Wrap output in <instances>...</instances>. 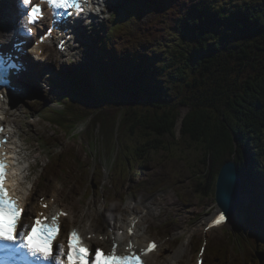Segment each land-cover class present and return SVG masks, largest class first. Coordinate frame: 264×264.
<instances>
[{
  "label": "trees",
  "instance_id": "trees-1",
  "mask_svg": "<svg viewBox=\"0 0 264 264\" xmlns=\"http://www.w3.org/2000/svg\"><path fill=\"white\" fill-rule=\"evenodd\" d=\"M196 5L194 16L186 18L184 26L173 25V34L167 33L176 46L165 50V45L151 55L130 54L119 76L110 81L121 84V98H132L123 104L128 110L119 114V108L111 112L90 105L85 97L93 89L77 94L74 101L60 97L67 110L84 116L86 108L98 109L96 122L104 133L113 135L116 124L122 123V135L138 133L148 146L165 148L179 145L175 142L178 107L190 100L195 104L184 119L182 139L218 159L236 150L239 160L245 158L251 138L264 131V0ZM74 86L78 93L79 87ZM189 91L193 95L184 100ZM173 97L181 103L172 106ZM134 107L149 114L138 117L140 110Z\"/></svg>",
  "mask_w": 264,
  "mask_h": 264
},
{
  "label": "snow or ice",
  "instance_id": "snow-or-ice-1",
  "mask_svg": "<svg viewBox=\"0 0 264 264\" xmlns=\"http://www.w3.org/2000/svg\"><path fill=\"white\" fill-rule=\"evenodd\" d=\"M25 8L22 28L29 36L32 25H37L42 19L41 5L47 4L53 9L54 20L57 16H78L85 12L88 0H40L33 4L32 0H21ZM57 9L64 10L57 12ZM72 9L73 11H69ZM52 29L47 30L50 36ZM47 36L42 35L37 43H43ZM62 47V45H61ZM20 66L14 57L4 52L0 45V85H8L10 76H18ZM2 131V129H0ZM6 163L0 159V264H144L142 256L156 249V244L150 243L147 249L137 253L131 240L127 244L126 253H118L117 242L112 240L111 251L105 252L98 247H90L84 243V238L75 228L68 233L67 245L57 242L61 228L59 216L67 215L60 212L49 217L39 213L35 217L25 216V209L19 204V197L9 195L5 187ZM221 195L225 203L232 207L238 215L248 211L244 194L240 188L238 177L231 166L224 169L221 184ZM47 207V205H42ZM23 219H32L33 222L23 223ZM228 216L225 211H219L208 224L207 228L224 225ZM207 228L205 229L207 231ZM134 226L128 229L131 236ZM106 237H101L105 239ZM204 249L201 248V256Z\"/></svg>",
  "mask_w": 264,
  "mask_h": 264
},
{
  "label": "rangeland",
  "instance_id": "rangeland-1",
  "mask_svg": "<svg viewBox=\"0 0 264 264\" xmlns=\"http://www.w3.org/2000/svg\"><path fill=\"white\" fill-rule=\"evenodd\" d=\"M155 16L156 14H150L142 18L141 22L143 25H142L140 32H141V35H143V37L148 36L149 25L152 23L151 19ZM143 28H148V29L146 31V29L144 30ZM101 33H103V30L101 27L99 28V31L93 32L96 40L100 38L99 34ZM142 48H143L142 44H140L138 47L137 46L135 47V49H138V50H141ZM187 95L190 96V95H193V93L189 91ZM41 110L42 108L38 106V109L33 114L34 119L31 121H25V125H24L25 127L24 134L32 142V144L28 147V150L31 152L32 161L34 162L35 160H38V161L47 163L51 155L48 149L54 148V145L58 143L60 144V146L65 147L66 150H68L69 153H71V155L80 159L82 163H86L85 168L87 169L89 165L93 162L92 156L89 154V151L86 149L87 139L83 138V139H80L79 141L75 139L71 140L69 139V136H67L62 130L56 129L55 127H52L48 123L41 122L40 118L38 117V112ZM180 111L182 113H187L188 108L181 107ZM85 130H87V128H85ZM44 141L48 142L47 146L44 145ZM169 141H171V139H169ZM183 146L185 147L187 154L190 155L192 159H194V156L199 153V150H201V148L199 150H196L197 146L191 147L190 145H187L185 143H183ZM57 149H60V148H57ZM207 160H210V158ZM173 163L176 165L180 164L181 170L175 167H172V163L171 164L170 163H165V164L155 163L153 166H150L148 171L154 177H162L166 181L167 184H169L170 182L171 174L173 172H178L177 174L173 175L174 181L176 182V184L181 185V187L185 189V191L188 193L186 194V198L192 202L191 207L189 206L190 209L187 214L188 217L183 218V221H187V222H184L183 224L187 227H191L193 224L197 223L196 225L200 227V230L194 235H192L193 239L194 240H197V239L209 240L208 249H209L210 256L212 254H215L214 253L215 250L217 251V254L223 253L224 251H226V253L227 252L234 253L233 252L234 248L232 247H228L225 245H221L220 247H215L217 246V240L215 239L214 236L210 235V233L205 232L204 229H205L206 223L203 225L201 224L202 218L204 216L210 215L207 213L212 212V211L214 213L215 211L218 210L217 204L214 200L213 192H211V195L206 199L207 205L204 206V201L194 198L192 194V189L190 187L192 175L190 173L189 165L182 167V163L180 160H173ZM205 165H206L205 171L207 173H212V171L218 168V162H216V166L213 169H208L207 163H205ZM74 166L76 168V171L72 174V177H70V182L81 184L84 182L85 179H87V177L84 175L85 173H83V171L79 169L77 164H75ZM155 169H157V171ZM46 176L47 177L50 176V171L46 174ZM88 180L95 181L96 176L91 175L88 178ZM46 184H48L49 186H52L51 180L46 178ZM92 187H89L88 191H91ZM81 197H84V196H81ZM183 221H180L179 223H182ZM194 227L197 228V226H194ZM222 231H227V228L218 229L216 231V234H221ZM222 242L223 241H221V243ZM231 257L234 258L235 256H231ZM238 264H241V262H239Z\"/></svg>",
  "mask_w": 264,
  "mask_h": 264
},
{
  "label": "bare ground",
  "instance_id": "bare-ground-1",
  "mask_svg": "<svg viewBox=\"0 0 264 264\" xmlns=\"http://www.w3.org/2000/svg\"><path fill=\"white\" fill-rule=\"evenodd\" d=\"M11 1V0H10ZM5 2H6V0H5ZM8 2H9V0L7 1V6H9V8H12V7H15V2H14V4H12L13 6H10L9 4H8ZM201 3V2H200ZM225 3V2H224ZM229 3V2H228ZM198 5V4H197ZM196 5V6H197ZM199 8V7H198ZM200 8H202V7H200ZM199 8V9H200ZM231 8V7H230ZM232 8H234V7H232ZM3 9V7H2V5H1V3H0V11ZM197 9V8H196ZM205 9V8H204ZM215 9V8H214ZM203 11V10H202ZM208 11V10H207ZM220 11V10H219ZM191 16V15H190ZM194 16V15H193ZM203 16V15H202ZM197 18H198V16H196ZM193 18V17H192ZM204 18V17H203ZM186 20V19H185ZM194 20V19H193ZM160 21V18H155V20H154V22H159ZM191 21H192V19H191ZM188 22V21H187ZM193 22V21H192ZM195 22V21H194ZM189 23V22H188ZM191 24V23H190ZM181 26V25H180ZM182 27V26H181ZM186 27V26H185ZM144 30L146 29V31H147V29L148 28H143ZM171 32V31H170ZM174 32V31H173ZM173 34V33H172ZM171 34V35H172ZM12 39V38H11ZM174 39V38H173ZM143 45V44H142ZM148 45H145V47H147ZM164 49V48H163ZM156 52V51H155ZM152 54V53H151ZM151 54H149V55H151ZM141 57V56H140ZM140 60V59H139ZM140 62V61H139ZM149 63V62H148ZM147 63V64H148ZM154 64V63H153ZM150 65V64H149ZM143 66H145V65H143ZM159 66V65H158ZM123 68V67H122ZM125 73V72H124ZM5 106V105H4ZM9 149H10V151L14 154V156L16 157V162H15V165L16 166H19L20 167V169H23L24 167H25V163H27V160L25 159V157H24V152L21 150V148H20V146L16 143V142H12L11 144H10V147H9ZM56 192L57 193H59L60 192V188H58V190H56ZM90 192V194H91V197H92V195H93V193H94V187H92V190L91 191H89ZM23 200L25 201V202H27L28 203V201H27V198L23 195ZM88 206H91L90 204L88 205ZM133 206H137V204H134ZM218 207V206H217ZM228 209L226 208V206H222V207H218V210L217 211H215L214 213H212V214H210V215H208V216H204L203 218H202V220H201V224L203 225V224H205V228H207V226H208V224L211 222V220L214 218V215L215 214H218V212L219 211H225V214L226 213H228L229 212V210L227 211ZM73 212V210H69V211H66V213H67V215H65V216H62L70 225L72 224V223H74L76 226H74L75 228H77V229H83L84 228V230L85 231H90V230H92V229H90L89 227H84V223H83V218H84V215H83V217H82V214H78V213H76V218L73 220V222H72V220H71V213ZM142 213H145V214H149V212L146 210V209H144L143 208V210L141 211ZM187 213H185L184 215H182V217H188L187 215H186ZM226 216H228V214H226ZM240 216H242V215H240ZM239 216V217H240ZM243 216H244V214H243ZM148 218H152V217H148ZM185 220V219H184ZM146 222V220H144L143 221V223H145ZM183 222H187V221H183ZM226 224H228V223H226ZM195 226H197V228H189L188 230H187V232L189 233V234H187V237H189L190 236V234L191 235H194L195 233H197L199 230H200V227H198V225H195ZM180 238V237H179ZM127 239H130L131 240V242L133 243V245L134 246H136V247H138V248H141V247H146L145 246V242H143V240L141 239V238H139V237H136V236H134V235H131V236H128V235H123L122 237H120L119 238V241H120V243H122V244H124V245H127L128 244V242L126 241ZM186 240H188L187 242H188V247H190V249L195 253V254H200V252H201V249H198V244L196 245V244H194V239H193V237L191 238V239H185L184 240V242H186ZM107 242L108 243H110L111 242V240L109 239V240H107ZM182 245H183V247H182ZM179 246L181 247L180 248V250L176 253L175 251L172 253L173 255L175 254V259L178 261L181 257H182V253H184L185 252V246H184V244L183 243H181L180 242V244H179ZM204 246V251H203V253H204V255H206V256H209L210 257V255H209V247L208 246H206V245H203ZM215 250V249H214ZM200 251V252H199ZM234 251H235V249H234ZM233 251V252H234ZM215 254H217V251L215 250V252H214ZM223 253H226V251H224ZM232 258V257H231Z\"/></svg>",
  "mask_w": 264,
  "mask_h": 264
},
{
  "label": "water",
  "instance_id": "water-1",
  "mask_svg": "<svg viewBox=\"0 0 264 264\" xmlns=\"http://www.w3.org/2000/svg\"><path fill=\"white\" fill-rule=\"evenodd\" d=\"M228 166H231V168L234 170L236 176L238 175V172H237V169H236V166L234 163H228L227 165H225V167L221 170V172L219 174V181H218V186H219L218 193H219V195L221 194V184H222V176L224 173V169Z\"/></svg>",
  "mask_w": 264,
  "mask_h": 264
}]
</instances>
